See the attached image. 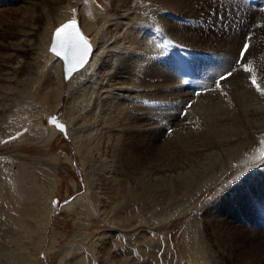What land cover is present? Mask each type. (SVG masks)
Masks as SVG:
<instances>
[{
	"label": "bare ground",
	"instance_id": "1",
	"mask_svg": "<svg viewBox=\"0 0 264 264\" xmlns=\"http://www.w3.org/2000/svg\"><path fill=\"white\" fill-rule=\"evenodd\" d=\"M0 1V147L30 117L61 112L65 135L53 125L23 141L62 133L84 186L63 208L76 218L57 264H264V95L252 84L264 88V22L249 30L264 12L243 0H105L107 12L72 0L84 32L102 26L65 80L55 55L61 64L27 61L45 51L36 30L60 0ZM202 2L216 29L206 22L188 34L179 17ZM238 25L250 37L240 61L244 39H222ZM9 157L0 162V264H37L56 168ZM174 220L185 225L173 241L165 226Z\"/></svg>",
	"mask_w": 264,
	"mask_h": 264
},
{
	"label": "rangeland",
	"instance_id": "2",
	"mask_svg": "<svg viewBox=\"0 0 264 264\" xmlns=\"http://www.w3.org/2000/svg\"><path fill=\"white\" fill-rule=\"evenodd\" d=\"M71 1L72 0H60L59 5L55 7L52 16H49L47 19H44L43 22L40 24L39 29L36 30L37 35L35 36V42L41 47H44L46 45V49H44L45 51L42 52L41 57H38L36 53L31 54L32 53L31 52L30 55L27 56L28 62L36 61L37 59V61L39 60L44 61L48 65L49 61L57 62L59 60L58 58L50 54L48 49L50 46V41L54 29L60 24L64 23L66 20L77 21L80 30L84 34L86 40L92 45V47L94 46V42L96 40V35H97L96 30L97 28H100L102 26V23H100V21L98 20L96 21V23L97 22L98 23H97V28L95 30H92L90 32H84L81 26V18L77 8L80 7L85 0H81L76 6L77 8L76 7L72 8V10L69 7V3ZM96 1L99 7L103 11L107 12L111 10L110 4L107 3L105 0H96ZM203 2H207V1L204 0ZM203 2L202 5L199 7L198 11L196 12L197 14L195 16H187V15H181L180 17L178 16L179 21L181 23L180 26H183L186 29L187 28L191 29L190 31L187 30L188 34L190 32L195 33V30H199L201 28L203 29L204 26H206V22H207V26L211 27V29L212 28L213 30L216 29L211 24V22H208L209 21L208 16L211 15L210 13H212V11H209V7L208 6L205 7V4ZM0 4L3 3H1L0 1ZM7 4H8L7 5L8 8H25L24 2L19 3V1H9L7 2ZM258 10H256L257 13L264 12ZM262 17L263 16L259 14L254 15L255 19L253 20V22L250 23L249 30H253L254 28H256L255 30H257V28L260 27V24L264 22V18ZM248 22H250V20ZM241 27L242 25H238V28L235 26L234 29L232 28L230 33L227 35L228 38L222 36V39H226V40L228 39L229 41L234 37L236 38V36H234L235 33V35H238L239 38L244 39L240 48V51L242 52L244 50L245 41L246 40L248 41L250 37L248 35L249 32L247 31V28L244 29V27L242 28ZM259 30L260 28L258 29V31ZM252 32L253 31H251V33ZM213 34L216 36L222 35V34H215V32H213ZM242 36H244V38ZM256 38L263 39L264 33H260V36H257ZM220 39L221 37L219 38V40L217 39V41H220ZM262 41L264 42V40ZM184 48L188 49L192 57L194 56L199 57L201 54H204V52H200V50L195 48H188L185 46ZM241 52L239 53L238 61L242 59L240 56ZM245 52L246 51H244V54ZM59 62L61 64L60 60ZM43 71L44 69L42 68L39 71V73H42ZM49 116L57 117L58 120L60 121H65L62 117L61 112H57V113L51 112L44 114V116L41 119L37 117H30L29 120L23 126L15 129L16 131L13 133V135L9 139L4 140L1 143V147H0V155L5 154V156H0V162L2 160H10L11 159L9 157L10 155H17L22 157L23 159L22 163L28 164L32 167L47 170V166L43 165L45 163L46 165L53 164L56 168L55 178H57V180L59 181V186L56 191L55 198L52 201L53 210L50 214L49 227L47 228L48 237L45 241L43 251L39 257L37 264H57L58 262L57 252L58 250L63 249L68 243V241L71 239L74 233L73 222L76 218L73 212L65 211L63 208L66 206L67 203L72 202L71 200L76 195L82 194L84 187L82 183L80 171L77 169L78 165H76V158L73 157L72 147L68 143V141L62 136V133L58 131L59 136L42 145L27 143L26 141H23L25 140L24 137L27 136L28 134L32 136L35 132L34 130L37 129L44 130V132H46L45 134H48L49 132H47V130L49 131V129L51 128L54 129L53 125H48L47 123V117ZM45 138L47 137L45 136ZM9 144H13L12 145L13 147L6 148L5 146ZM69 160L72 163L69 162ZM53 202H55V204ZM184 225H185V220L184 222L183 220H176L175 222H172L171 224L165 226L166 231L165 230L164 231L167 232L170 236L172 235L171 238L174 241L181 232V229L184 227ZM95 232L96 231H94L92 235H94Z\"/></svg>",
	"mask_w": 264,
	"mask_h": 264
},
{
	"label": "snow or ice",
	"instance_id": "3",
	"mask_svg": "<svg viewBox=\"0 0 264 264\" xmlns=\"http://www.w3.org/2000/svg\"><path fill=\"white\" fill-rule=\"evenodd\" d=\"M56 43L52 51L57 55H63L64 60L68 64L75 62L77 65L82 66L85 62V57L90 51L87 41L80 35L79 31L75 28V22L65 24L57 29L55 33ZM59 49V50H57ZM248 45H244V50L241 52V58L244 56V51H247ZM244 71H249L245 68ZM230 75V73H229ZM223 79V77H222ZM252 84L256 90L264 95V88L257 85L255 78L252 79ZM55 204V202H53Z\"/></svg>",
	"mask_w": 264,
	"mask_h": 264
},
{
	"label": "water",
	"instance_id": "4",
	"mask_svg": "<svg viewBox=\"0 0 264 264\" xmlns=\"http://www.w3.org/2000/svg\"><path fill=\"white\" fill-rule=\"evenodd\" d=\"M72 22H75V28L76 30L79 31L80 35L86 40L85 36L82 34V32L80 31V28H79V25L77 23V21L75 20H66L63 24L59 25L58 27L55 28V30L53 31V34H52V37H51V41H50V46H49V52L53 55H55L56 57H58L61 61H62V66H63V76H64V79L65 80H68L71 75L82 69V67L86 64V62L88 61L89 57H90V53L92 51V45L87 41L89 47H90V51L88 52L87 56L85 57V62L82 66H79L77 65L75 62H73L72 64H68L66 63V61L64 60L63 58V55H60V56H57L53 51V47L56 43V37H55V33L57 31V29L61 28L63 25L65 24H69V23H72ZM59 50V49H57ZM47 123L48 124H51V125H54L59 131H61L63 134L65 133L64 131V126L62 125V123H60L59 121L56 120L55 117H50V118H47ZM65 135V134H64Z\"/></svg>",
	"mask_w": 264,
	"mask_h": 264
}]
</instances>
